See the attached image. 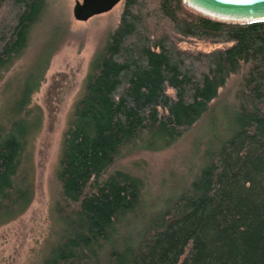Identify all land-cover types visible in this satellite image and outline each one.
Instances as JSON below:
<instances>
[{
	"label": "trees",
	"instance_id": "1",
	"mask_svg": "<svg viewBox=\"0 0 264 264\" xmlns=\"http://www.w3.org/2000/svg\"><path fill=\"white\" fill-rule=\"evenodd\" d=\"M123 1L63 135L57 241L43 264H264V20H214L183 0ZM47 7L0 0V81ZM193 42L214 48L181 46ZM46 67L0 110V227L34 200L43 115L31 98ZM233 79L229 126L213 136L218 150L179 196L148 211L144 179L117 162L169 148L206 118L215 124V102Z\"/></svg>",
	"mask_w": 264,
	"mask_h": 264
},
{
	"label": "rangeland",
	"instance_id": "2",
	"mask_svg": "<svg viewBox=\"0 0 264 264\" xmlns=\"http://www.w3.org/2000/svg\"><path fill=\"white\" fill-rule=\"evenodd\" d=\"M76 1L82 0H48L43 18L31 34L29 48L0 81L1 110L11 92L28 83L31 74L33 82H37L47 66L39 90L31 98L43 115L33 145L35 196L21 217L0 227V264H43L57 241L54 206L60 191L56 173L63 135L83 95L90 63L117 27L124 4L123 1L109 13L79 22L73 15ZM181 46L192 51L214 48L195 42ZM236 85L235 79L230 81L215 102V124L206 118L169 148L140 152L117 162L116 167L144 179L148 211L179 196L196 175L206 153L218 150L219 143L213 136L215 132L221 136V128L229 126ZM223 112L227 113L224 124Z\"/></svg>",
	"mask_w": 264,
	"mask_h": 264
},
{
	"label": "water",
	"instance_id": "3",
	"mask_svg": "<svg viewBox=\"0 0 264 264\" xmlns=\"http://www.w3.org/2000/svg\"><path fill=\"white\" fill-rule=\"evenodd\" d=\"M123 0L76 1L73 15L76 21L87 22L95 16L109 13ZM185 5L201 15L223 22L252 23L264 20V0H184Z\"/></svg>",
	"mask_w": 264,
	"mask_h": 264
},
{
	"label": "bare ground",
	"instance_id": "4",
	"mask_svg": "<svg viewBox=\"0 0 264 264\" xmlns=\"http://www.w3.org/2000/svg\"><path fill=\"white\" fill-rule=\"evenodd\" d=\"M184 1V0H183ZM201 15V14H200ZM203 16V15H202Z\"/></svg>",
	"mask_w": 264,
	"mask_h": 264
}]
</instances>
